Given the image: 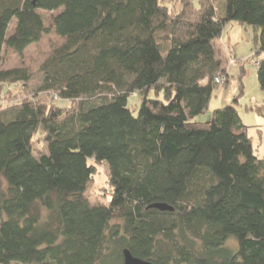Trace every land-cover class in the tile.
Listing matches in <instances>:
<instances>
[{
  "label": "trees",
  "instance_id": "trees-1",
  "mask_svg": "<svg viewBox=\"0 0 264 264\" xmlns=\"http://www.w3.org/2000/svg\"><path fill=\"white\" fill-rule=\"evenodd\" d=\"M175 1L0 0V61L3 47L22 54L40 40L39 10L57 11L64 42L41 64L36 92L70 103L0 107V264H123L124 249L152 264H264V158L237 98L194 120L228 83L216 40L232 21L258 30L264 89V0ZM29 79L26 68H0V96ZM38 133L45 152H34ZM96 163L106 204L86 196Z\"/></svg>",
  "mask_w": 264,
  "mask_h": 264
},
{
  "label": "rangeland",
  "instance_id": "rangeland-1",
  "mask_svg": "<svg viewBox=\"0 0 264 264\" xmlns=\"http://www.w3.org/2000/svg\"><path fill=\"white\" fill-rule=\"evenodd\" d=\"M195 6H198L199 0H191ZM168 6H179L175 0H164ZM215 4L222 6L223 0H215ZM42 16L46 31L41 35L39 41L28 45L22 52L17 54L12 49L3 47L0 61V68L8 69L14 67L26 68L30 74L29 81L24 85L1 94L0 107L5 109L8 104L17 103L21 99L33 98L40 101H47L61 106L70 103L55 99L53 93L36 92L43 77L40 68L41 64L51 55L52 51L60 46L64 39L57 35L52 27V17L57 11L39 10ZM15 20L10 23L8 33L13 28ZM258 30L247 24H240L232 21L226 24L219 38L216 40L218 46V55L227 61L226 70L228 73L227 84H216L208 108L205 112L194 117L195 121L205 122L211 117V112L217 107L234 103L242 121L247 128V136L255 147L254 153L258 158H264V89L259 87L256 76L255 57H252L255 47V35ZM165 52V50H163ZM232 60V62H231ZM150 98L156 95L153 91L148 93ZM142 95L135 91L127 99V107L133 115L137 114ZM158 98H163L160 94ZM35 153L45 152L46 144L43 141L42 133L36 134L32 142ZM5 189V182L0 177V192ZM86 196L92 204H106L110 198V186L108 184V175L106 166L103 163H96L92 180L86 190ZM2 215H0L1 218ZM227 245L235 250L236 242L230 239ZM23 264V263H11Z\"/></svg>",
  "mask_w": 264,
  "mask_h": 264
},
{
  "label": "water",
  "instance_id": "water-1",
  "mask_svg": "<svg viewBox=\"0 0 264 264\" xmlns=\"http://www.w3.org/2000/svg\"><path fill=\"white\" fill-rule=\"evenodd\" d=\"M148 208H155L161 211L167 210L172 211L173 207L166 203H152ZM123 264H152L149 261L142 260L140 258L134 257L128 249L123 250Z\"/></svg>",
  "mask_w": 264,
  "mask_h": 264
},
{
  "label": "built area",
  "instance_id": "built-area-1",
  "mask_svg": "<svg viewBox=\"0 0 264 264\" xmlns=\"http://www.w3.org/2000/svg\"><path fill=\"white\" fill-rule=\"evenodd\" d=\"M231 62H232V60H231ZM216 82H217V83H220V82H221V80H220V79H218V78H216ZM53 97H54L55 99H58V97H57L56 95H54Z\"/></svg>",
  "mask_w": 264,
  "mask_h": 264
}]
</instances>
